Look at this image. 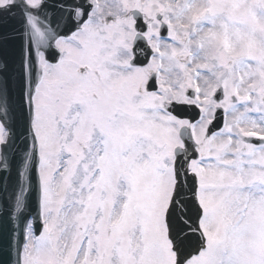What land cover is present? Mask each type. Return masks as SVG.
<instances>
[{"label":"snow or ice","instance_id":"obj_1","mask_svg":"<svg viewBox=\"0 0 264 264\" xmlns=\"http://www.w3.org/2000/svg\"><path fill=\"white\" fill-rule=\"evenodd\" d=\"M0 264H264V0H0Z\"/></svg>","mask_w":264,"mask_h":264}]
</instances>
